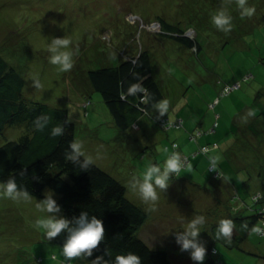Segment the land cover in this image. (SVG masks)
<instances>
[{"label":"rangeland","instance_id":"obj_1","mask_svg":"<svg viewBox=\"0 0 264 264\" xmlns=\"http://www.w3.org/2000/svg\"><path fill=\"white\" fill-rule=\"evenodd\" d=\"M159 17L189 26L185 34L196 35L200 50L161 35ZM141 47L151 52L164 97L137 124L120 130L86 74L116 65ZM0 55L23 77L22 95L65 108L75 123L77 152L119 180L127 198L149 212L138 236L167 250L177 264H201L211 223L218 219L213 200L193 190L205 170L191 168V175L186 169L174 179L172 164L182 168L184 154L200 155L189 154L183 143L190 132L201 130L204 142L239 136L231 117L264 87V0H0ZM225 82L237 85L219 95ZM211 101L215 108L208 106ZM259 102L251 103L255 111ZM162 114L170 121L182 118L186 128H160L155 120ZM19 132L18 126L8 128L0 143ZM171 143L179 144V153ZM240 148V154L246 150ZM219 208L226 218L223 200ZM61 213L55 202L0 183V264L75 263L78 252L53 240ZM247 238L243 248L264 246V237L250 232ZM220 251L226 262L238 263L230 249Z\"/></svg>","mask_w":264,"mask_h":264},{"label":"trees","instance_id":"obj_2","mask_svg":"<svg viewBox=\"0 0 264 264\" xmlns=\"http://www.w3.org/2000/svg\"><path fill=\"white\" fill-rule=\"evenodd\" d=\"M236 18L240 20L239 16ZM157 21L161 35L195 52L200 50L196 35L189 37L185 34L189 26L182 28L160 17ZM152 70L151 52L141 47L116 65L87 71V81L100 94L120 130H128L137 124L140 117L149 114L164 97ZM23 85V77L0 55V136L10 127L20 128L15 139L0 143V183L17 192L55 202L61 208L53 240L56 244L76 250L78 260L73 263L59 259V264H82V261L92 264H177L167 250L151 247L138 236L149 212L127 198L126 187L119 180L77 152L74 146L75 123L68 118L66 109L25 98L22 95ZM227 85L230 84H221L219 95L231 92L232 89L222 93ZM256 92L255 100L263 96V91L258 89ZM216 102L211 101L209 104L213 103V106H208L215 108ZM162 119H168V116L159 115L155 122L160 128L167 129L162 126ZM184 123L182 118L165 122L171 126ZM182 128H186L185 124ZM198 131L201 130L189 133L188 139L196 145L189 154L206 157L205 169L209 175L204 184H192L212 193L217 188L211 181L217 183L224 178L218 158L228 159V155L222 151L215 154L216 142L199 144L197 139L202 133L198 135ZM171 145L179 153L176 149L178 144ZM201 146L210 149L203 152ZM176 153L172 154L174 159ZM183 157L186 162L182 168L176 169L178 161L172 164L174 179L182 171L193 167L189 165L193 157L186 154ZM261 170H264V165H261ZM205 184H210L212 189L204 188ZM45 189L54 192L56 199H51ZM223 192L226 197H206L213 200L216 209L223 200L227 216L224 220L222 209L219 212L221 222L211 223L212 240L201 264H225L220 250H240V244L250 232L264 237V233L254 229L261 226L260 221L264 218V193L256 190L247 199L233 186L225 187ZM217 243H222L220 250L216 248ZM51 258L56 259V254H52ZM41 261L42 257H39L38 262Z\"/></svg>","mask_w":264,"mask_h":264},{"label":"crops","instance_id":"obj_3","mask_svg":"<svg viewBox=\"0 0 264 264\" xmlns=\"http://www.w3.org/2000/svg\"><path fill=\"white\" fill-rule=\"evenodd\" d=\"M259 90H261V92L263 91V96H261V98H258V100L260 101V107L257 111H255L254 106L251 105V103H256L257 99H254L256 95L255 93L252 102L234 113V115L231 117L233 123L238 124L237 131L239 136L231 135V137L228 136L224 140L220 139V141H213L218 144V147L214 150L216 151L215 154H218L220 151L225 152L228 155V159L218 158V161L221 164V170L224 173V178L217 183L216 181H211V184H213L217 188V191L208 193L207 191L199 189L200 187L196 185L197 182H195L196 184H193V187L197 190V192L205 195L207 198L226 197L223 189L225 187L230 188L232 186L239 191L241 196L243 195V197H246L247 199L249 198L250 193L256 190H261L264 193V170H261V165H264V108H262L264 107V87H259ZM177 117L179 116L177 115L176 118ZM182 137L183 143L185 145L188 144L193 150L194 148H196V145L189 143L185 135H183ZM203 139L204 138L200 137L199 140L197 139V142L199 141V144L207 142H204ZM177 140L179 139L177 138ZM240 147L246 148V150H242L241 154ZM180 150L182 151L183 149L180 148ZM199 156L191 159L189 165H193V167L191 166L187 170L188 172L190 170L189 174H191V168H193L192 171L194 172V170L198 169L199 167L205 170L203 176H207L209 175V172L206 171L207 169H205L207 165V159L205 156H202V158H198ZM227 163L228 165L227 167H225V164ZM205 178L206 177L203 178V182H200V184H204L206 182ZM193 180L198 181V179ZM204 188L212 189L210 184L209 186L205 184ZM213 209L215 216H218L216 223H220L222 217L219 212H222V209L219 208V205L217 209ZM247 239H245L240 244V250L237 251L235 250V248L230 249L232 254L235 255L236 259L238 260V263L236 264H264V246L261 249L256 247L243 248V245H249ZM225 264L228 263L225 262Z\"/></svg>","mask_w":264,"mask_h":264},{"label":"built area","instance_id":"obj_4","mask_svg":"<svg viewBox=\"0 0 264 264\" xmlns=\"http://www.w3.org/2000/svg\"><path fill=\"white\" fill-rule=\"evenodd\" d=\"M236 85L237 84L225 86L224 89L222 90V93L223 92L224 93L229 92V90L233 89ZM209 106H213V103H210ZM166 120H168V119H162V122H163L162 123V126H165L167 128L168 126H171L172 123L170 122L171 124H165ZM201 133H202L201 131L200 132L199 131L197 132L198 135L201 134ZM194 137L195 136H191V138H194ZM209 149L210 148L208 146H201L200 147V150L203 151V152L208 151ZM180 168H181L180 166H178V165L176 166V169L177 170L180 169ZM263 212H264V208H263ZM260 223H261V226H256V228H254V229H256L257 232L263 234L264 233V218L261 219Z\"/></svg>","mask_w":264,"mask_h":264},{"label":"clouds","instance_id":"obj_5","mask_svg":"<svg viewBox=\"0 0 264 264\" xmlns=\"http://www.w3.org/2000/svg\"><path fill=\"white\" fill-rule=\"evenodd\" d=\"M159 24V23H158ZM159 28H160V25H159Z\"/></svg>","mask_w":264,"mask_h":264}]
</instances>
